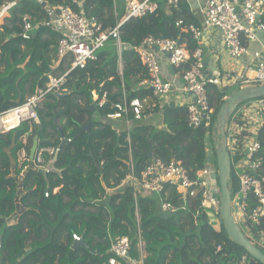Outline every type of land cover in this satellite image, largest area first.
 <instances>
[{"label":"trees","instance_id":"obj_1","mask_svg":"<svg viewBox=\"0 0 264 264\" xmlns=\"http://www.w3.org/2000/svg\"><path fill=\"white\" fill-rule=\"evenodd\" d=\"M156 1L153 13L124 23L120 40L136 46L149 34L186 39L192 51L196 43L185 27L190 23L199 27V23L190 5L178 0L166 13L168 0ZM114 3L0 0V115L23 104L36 88H44L49 75L58 77L70 69L71 58L57 57L60 33L49 24L54 7L67 4L97 17L106 27L115 22ZM9 7H13L12 13ZM25 15L33 22L27 34L22 31ZM147 77L134 49L127 48L119 55L116 46L109 43L96 60L66 75L62 95L49 93L37 101L40 125L33 124L30 129L21 121L0 132V216H8L19 206L17 221L4 229L0 264H107L110 242L123 236L129 239L133 258L140 257L137 243L143 241L144 264H240L243 254L248 257L247 264H261L228 239L220 213L211 205H201L176 188L166 189V194L140 191L134 197L129 182L121 183L131 172L139 176L152 157L164 161L174 158L190 172L204 167L212 172V185L220 200L213 127H188L184 106L156 104L142 114L141 118L150 114L147 121L130 116L128 127H123V118L107 117L123 93L128 99L149 95L148 88H137ZM235 89L211 88L209 103L214 119L225 97ZM103 91H107L106 100L90 113V104H97ZM88 121L92 122L88 132L77 135ZM36 134L41 147L58 149L61 134L68 139L58 151L56 170L47 172L48 186L43 173L29 160ZM24 135L29 164L24 161L22 171L17 167L16 153L24 146ZM259 140L264 167V126ZM50 158L53 156L46 157L45 165ZM60 184L54 194L53 188ZM230 191L234 201L238 183L233 168ZM165 199L175 210H161ZM75 237L81 240L75 241Z\"/></svg>","mask_w":264,"mask_h":264},{"label":"built area","instance_id":"obj_2","mask_svg":"<svg viewBox=\"0 0 264 264\" xmlns=\"http://www.w3.org/2000/svg\"><path fill=\"white\" fill-rule=\"evenodd\" d=\"M157 7L156 0H123V14L119 15L114 3L115 22L106 27L97 17L87 16L67 4L54 7L50 11L54 16L49 24L60 33L57 57L59 60L65 56L71 58V67L61 76L49 75L44 88H37L27 101L10 109L19 112L18 124L26 121L30 129L33 124L39 125L37 101L49 93H64L66 89L62 86L66 82V75L73 69H83L87 61L96 60L99 51L112 43L119 55L127 48L137 52L148 75L139 81L137 88H148L150 94L128 99L123 93L121 100L114 103V111L107 114L108 118H123L128 127L130 116L140 119L146 108L156 104L161 107L184 106L188 127H213L216 135L217 120L214 119V109L209 103L211 88H243L264 83V46L253 51L249 59L238 61L247 52L246 43L255 41L258 32H264V0H205L199 27L193 23L185 27L197 44L206 34L212 38L220 37L219 48L224 49L233 62L227 63L221 71L215 73L207 71L200 45L190 51L187 42L181 39L156 37L152 34L136 46L120 40V29L126 21L153 13ZM180 23L179 20L176 25ZM32 28V18L23 16V33L27 34ZM157 53L163 55V58H159ZM164 63L172 70L168 78L163 74ZM106 97L107 91H103L97 96L94 107H101ZM263 126L264 97L239 104L226 125L227 147L238 183V192L234 201H231L232 215L244 235L261 250H264V167L263 157L259 154V135ZM22 142L24 146L16 153L19 167L28 159L26 135ZM56 151L58 149L55 147L39 145L31 159L32 165L39 169L46 168V157H52ZM235 155L237 159L232 157ZM212 175L206 167L190 172L180 160L172 158L164 161L152 157L139 176L131 172L121 183L129 182L134 197L140 191L166 194V189L176 188L184 196L197 200L201 205L209 204L217 211L220 200L212 185ZM48 194V191L44 193L45 196ZM161 210L173 211L175 206L165 199L161 203ZM80 240V237H75V241ZM129 249L130 242L126 236L116 242L111 241V256L107 264H124L126 258L128 264H144V255L141 253L139 258H133ZM247 262L248 257L241 255L240 264Z\"/></svg>","mask_w":264,"mask_h":264},{"label":"water","instance_id":"obj_3","mask_svg":"<svg viewBox=\"0 0 264 264\" xmlns=\"http://www.w3.org/2000/svg\"><path fill=\"white\" fill-rule=\"evenodd\" d=\"M45 6V5H44ZM56 95H62L58 93H54ZM264 97V83L237 88L230 92L227 97H225L224 102L219 107L216 114V126L218 130V139L215 140V151L217 158V171H218V179H219V188H220V203L218 211L220 213L223 227L228 239L241 246L246 253L252 257L253 259L259 261L261 264H264V251L253 244L242 232L241 228L235 221L232 211H231V191H230V180H231V155L227 147L228 136L226 132V125L229 122L231 116L236 111L237 106L243 102L248 100L256 99ZM94 106L91 105L90 112L94 111ZM92 125L91 121H88L85 125L80 126L77 135L88 132L89 127ZM62 136V134H61ZM63 137V136H62ZM39 136L36 134L33 137V143L29 150V158L32 159L34 153L38 146L40 145ZM68 140L62 138L61 144L58 148H62V146ZM58 151L55 152L52 159H50L46 163V168H40L39 170L43 173L46 178L48 171L56 170L55 163L58 158ZM151 153H149V157H151ZM48 185V183H47ZM76 245V243L74 244ZM128 264V259H125Z\"/></svg>","mask_w":264,"mask_h":264},{"label":"crops","instance_id":"obj_4","mask_svg":"<svg viewBox=\"0 0 264 264\" xmlns=\"http://www.w3.org/2000/svg\"><path fill=\"white\" fill-rule=\"evenodd\" d=\"M185 1L190 5L192 12H193V14L195 15V17L197 19V22L200 23L201 9H202V7H203V5L205 3V0H185ZM177 3H178V0H176V2H174V0H170V1L168 0L167 3H166V5H165V12L166 13H169V7H170V5L177 6ZM219 39H220L219 36H214L212 38L211 36H209V35L206 34L205 37H203L199 41V44H197L193 40L196 43V45H200V47L202 48L203 59H204V62L206 64L207 71L209 73L210 72L215 73V72L221 71V69H223L226 66L227 63L233 62L232 59L227 56V54L224 51V49L219 48L221 46V44H219ZM182 41H185V43L187 42L186 39L185 40H182ZM246 46H247V52L244 54L243 57L238 58V61L247 60V59H249V57H250V55L252 54L253 51L262 49V47L264 46V32H258L257 33V39L255 41L247 42L246 43ZM171 73H172V70L168 67V65H166L164 63L163 64V74H164V76L168 78L171 75ZM36 90H37V88H36ZM36 90H35V92H36ZM58 94H61V93H58ZM91 105H93V103L90 104V107H91ZM148 109H150V108H146V110H148ZM95 111H96V108L92 112H90V108H89V112L90 113H94ZM62 138H64V137L61 136V141H62ZM38 140L40 142V138ZM66 140H68V139H66ZM233 151H236V150H233ZM27 160L28 159H26V161L24 162L26 165L29 164V162ZM29 160L31 161L30 158H29ZM24 163H23L24 166L21 165V167H19L18 164H17V167L20 168V169L22 168V171L24 169L23 167H26V165ZM13 169L14 168H11L10 171L12 172ZM45 179H46V181L48 180L47 176H46ZM47 183H48V181H47ZM61 187H62L61 184L55 186L53 188V191L52 192L54 194L57 193L60 190ZM18 210H19V206L17 205L16 206V209L13 212H11L8 216H4V217H1L0 216V244H1V241H2V237L4 235V229H5V227L7 225L14 224L17 221V219H18V213H19ZM141 251L142 250L139 249L140 255H141Z\"/></svg>","mask_w":264,"mask_h":264},{"label":"bare ground","instance_id":"obj_5","mask_svg":"<svg viewBox=\"0 0 264 264\" xmlns=\"http://www.w3.org/2000/svg\"><path fill=\"white\" fill-rule=\"evenodd\" d=\"M20 114L16 110H9L0 115V129H10L18 124Z\"/></svg>","mask_w":264,"mask_h":264},{"label":"rangeland","instance_id":"obj_6","mask_svg":"<svg viewBox=\"0 0 264 264\" xmlns=\"http://www.w3.org/2000/svg\"><path fill=\"white\" fill-rule=\"evenodd\" d=\"M115 4H116V10H117L116 12L119 15H122L123 14V0H115ZM12 9H13V7H9L8 12L12 13ZM157 56L159 58H163V55H161L160 53H157ZM149 118H150V114H146V115H144L143 118H141V121H147ZM113 120H115V119H113ZM38 124L40 125V120H39ZM125 126H126V123L123 124V127H125ZM238 128H241V127L239 126ZM3 131H6V130H2L1 132H3ZM246 132L248 133L249 131H246ZM216 139H218L217 134H216ZM231 154H232V152H231ZM137 247H138V250L139 249L142 250L141 253L144 255L143 241L142 240H140V239L138 240Z\"/></svg>","mask_w":264,"mask_h":264},{"label":"clouds","instance_id":"obj_7","mask_svg":"<svg viewBox=\"0 0 264 264\" xmlns=\"http://www.w3.org/2000/svg\"><path fill=\"white\" fill-rule=\"evenodd\" d=\"M63 94V93H62ZM94 106V105H93ZM17 126V125H16ZM15 127V126H14ZM13 128V127H12ZM5 130H8V129H5ZM54 156V155H53ZM46 166V165H45Z\"/></svg>","mask_w":264,"mask_h":264}]
</instances>
